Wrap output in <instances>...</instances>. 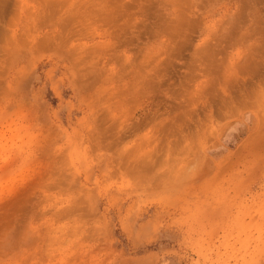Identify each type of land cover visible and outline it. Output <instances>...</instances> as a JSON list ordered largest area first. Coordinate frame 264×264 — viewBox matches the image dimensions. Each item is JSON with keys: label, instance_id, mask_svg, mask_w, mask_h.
<instances>
[{"label": "rangeland", "instance_id": "374dc122", "mask_svg": "<svg viewBox=\"0 0 264 264\" xmlns=\"http://www.w3.org/2000/svg\"><path fill=\"white\" fill-rule=\"evenodd\" d=\"M0 264H264V0H0Z\"/></svg>", "mask_w": 264, "mask_h": 264}, {"label": "bare ground", "instance_id": "6f19581e", "mask_svg": "<svg viewBox=\"0 0 264 264\" xmlns=\"http://www.w3.org/2000/svg\"><path fill=\"white\" fill-rule=\"evenodd\" d=\"M249 91H250V90H248V92H249ZM250 94H253V93L251 92ZM239 96H240V95H239ZM250 96H251V95H250ZM248 97H249V96H248ZM248 97H246V98H248ZM252 97H253V96H252ZM252 97H251V98H252ZM251 98H250V99H251ZM254 98H255V97H254ZM254 98H253V99H254ZM244 99H245V98H244ZM246 100H247V99H246ZM227 106L229 107V106H231V105H227ZM221 107H222V106H221ZM231 107H232V106H231ZM248 107H250V106H248ZM224 108H226V107L224 106ZM219 109H220V108H219ZM230 109H231V108H230ZM246 109H247V108H246ZM218 111H220V110H218ZM217 113H219V112H217ZM197 131H198V130H197ZM201 131H202V129H201ZM199 133H200V132H199ZM201 135H202V133H201ZM198 137H199V136H198ZM253 139H254V138H253ZM193 144H194V143H193ZM195 151H196V150H195ZM199 152H200V151H199ZM185 153H186V152H185ZM207 160H208V159H207ZM203 161H204V160H203ZM204 162H207V161H204ZM209 162H210V160H209ZM200 164H201V169H202L203 167H204V168L206 167L205 169H208V168H207L208 165H207V166H206V165H203V162H200L199 165H198V164H197V165L200 167ZM204 164H205V163H204ZM198 166H197V169L199 168ZM204 168H203V170H204ZM199 169H200V168H199ZM201 169H200L199 171H201ZM203 170H202V172H203ZM204 173H205V172H204Z\"/></svg>", "mask_w": 264, "mask_h": 264}]
</instances>
